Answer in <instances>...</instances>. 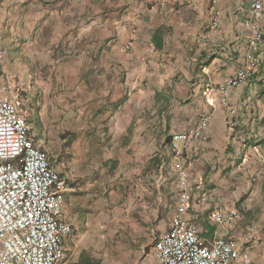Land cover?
I'll use <instances>...</instances> for the list:
<instances>
[{"label":"crops","instance_id":"crops-1","mask_svg":"<svg viewBox=\"0 0 264 264\" xmlns=\"http://www.w3.org/2000/svg\"><path fill=\"white\" fill-rule=\"evenodd\" d=\"M249 5L0 0L3 80L33 107L34 142L46 150L48 139L59 141L63 152L49 156L68 185L65 264L80 255L105 264L107 253L124 255L125 264H158L153 243L174 213L180 167L202 180L185 216L200 236L233 237L251 264H264V42L251 56L256 67L230 89L232 125L219 90L250 68ZM258 25L264 30V20ZM158 28L160 48L152 42ZM204 115L205 138L178 140L174 151L172 135ZM213 208L237 217L215 225Z\"/></svg>","mask_w":264,"mask_h":264},{"label":"built area","instance_id":"built-area-1","mask_svg":"<svg viewBox=\"0 0 264 264\" xmlns=\"http://www.w3.org/2000/svg\"><path fill=\"white\" fill-rule=\"evenodd\" d=\"M263 0H250L243 25L249 31L247 57L249 69H239L219 87L227 109L226 123L233 124L234 110L228 104L231 88L238 86L257 65L252 58L264 42ZM215 25V21H213ZM5 53L0 48V64ZM212 87L206 85L207 94ZM29 111L24 107L20 89L5 83L0 72V264H65L64 239L72 232L62 218L63 193L67 180L53 166L47 150L30 137ZM209 116L198 119L187 133L174 134L171 148L178 152V140L205 138ZM264 157V155H263ZM177 200L168 228L153 243L158 264H251L233 237L217 236L206 240L185 216L192 208L195 189L201 179L180 167L176 176ZM237 217L235 210L213 208L208 213L215 225L229 224Z\"/></svg>","mask_w":264,"mask_h":264},{"label":"rangeland","instance_id":"rangeland-1","mask_svg":"<svg viewBox=\"0 0 264 264\" xmlns=\"http://www.w3.org/2000/svg\"><path fill=\"white\" fill-rule=\"evenodd\" d=\"M26 108L29 110V125L30 128L32 126L33 129V125H34V114L35 112L33 111V107L30 106L27 102H25ZM49 143H45L46 144V150L48 151V153L50 152L52 155H55L56 158H59L62 156V150H61V146L59 145V141H50L48 139ZM152 241V239H151ZM102 254H100L101 256ZM154 256L153 252H151V256ZM107 258L110 257V261L107 260L105 262V264H125L126 260H122V258H124V255H119V253H116L115 255H110L109 253L106 254ZM66 257L68 258V254L66 253Z\"/></svg>","mask_w":264,"mask_h":264},{"label":"trees","instance_id":"trees-1","mask_svg":"<svg viewBox=\"0 0 264 264\" xmlns=\"http://www.w3.org/2000/svg\"><path fill=\"white\" fill-rule=\"evenodd\" d=\"M161 31H162L161 28L156 29V31L154 32L153 37H152V42L154 44V47H156V48H160L162 46L161 45ZM80 258H81V255L79 256L77 261L69 262V263H66V264H94V263L86 262V261H84L83 259H80Z\"/></svg>","mask_w":264,"mask_h":264}]
</instances>
